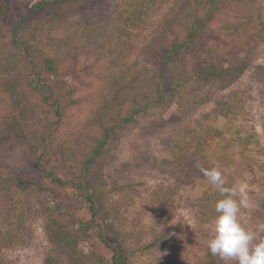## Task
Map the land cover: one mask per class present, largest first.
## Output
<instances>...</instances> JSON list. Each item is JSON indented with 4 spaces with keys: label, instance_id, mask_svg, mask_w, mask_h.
<instances>
[{
    "label": "trees",
    "instance_id": "trees-1",
    "mask_svg": "<svg viewBox=\"0 0 264 264\" xmlns=\"http://www.w3.org/2000/svg\"><path fill=\"white\" fill-rule=\"evenodd\" d=\"M261 1L175 0L164 20H159L154 38L141 48L156 12L168 0H124L104 24L95 18L98 0H0V131L10 139L3 149L17 141L23 151L19 165L7 167L0 149V264H11L8 252L23 242L16 197L24 192L46 193L59 204L60 210H55L46 200L38 209L27 200V209L46 219L49 254H54L51 263L64 264L67 259L66 264H132L137 250L133 245L143 247V238H131L120 223V205L108 202L111 186L103 172L107 160L127 128L147 117L149 124L143 128L164 135L168 153L160 162L168 185L160 184L149 195L153 216L162 217L181 189L207 180L200 169L214 167L206 162V155L222 136L215 119L234 113V94L216 99L212 113L193 122L182 107L203 104L206 99L200 88L223 84L229 72L239 76L242 65H222L217 47L208 48L212 57L217 55L215 61L201 62L205 66L190 64V59L199 43L214 33L223 36V42L241 34L247 56L264 45ZM69 8L76 17L72 22L60 16ZM61 29L59 36L55 32ZM135 55L121 81L114 82V96L92 106L103 109L93 114L85 133L72 140L64 132L66 121L73 108L88 100L84 82L77 75L72 83L62 79L61 67L68 63L76 74L81 70L78 66L100 72L101 65L118 69ZM133 69L144 84L135 98L125 94L127 87L120 84L127 77L123 74ZM173 103L180 105L183 116L164 121L161 113ZM12 108H31L36 130L26 133L22 112ZM219 169L225 186L237 185L227 164ZM221 198L209 186L200 198L188 201L199 231L214 229V205ZM83 243L90 247L89 253L81 249ZM202 264L232 262L207 250Z\"/></svg>",
    "mask_w": 264,
    "mask_h": 264
},
{
    "label": "rangeland",
    "instance_id": "rangeland-1",
    "mask_svg": "<svg viewBox=\"0 0 264 264\" xmlns=\"http://www.w3.org/2000/svg\"><path fill=\"white\" fill-rule=\"evenodd\" d=\"M174 2L175 0H168L162 9L156 12L151 31L146 33L149 34L147 39L139 44L141 48L154 38L159 20H164L166 12L169 13ZM122 3L124 0H98L94 8L99 12L97 17L95 16L97 22L104 24L113 14L115 7ZM248 11L255 15L249 7ZM60 16H64L67 22H72L76 18L71 8L66 9ZM261 18L264 21V0L261 1ZM55 33L63 35L62 29ZM240 35L225 42L223 36L216 33L209 35L207 40L199 43L197 53L190 59V64L215 61L217 54L214 53L212 57L208 48L217 47L222 65H242V69L238 71L240 75L229 72L225 75L223 84H208L201 87L200 90H203L201 96L206 101L195 109L184 106V101L181 104L184 106L182 108H186L184 112L187 118L193 122L204 114L212 113L216 99L234 94L231 95L236 106L234 113L215 119L214 125L221 131L222 136L206 155V162L218 168L227 164L229 173L237 185L245 187L250 198V207L241 209L239 221L245 228L261 235L264 233V45L247 56L242 50L243 40ZM135 58L136 55L129 57L118 69L107 70L105 65H101L100 72L78 66L81 70L76 74L75 70L70 72L68 63L61 67L62 79L72 83L77 75L78 79L84 82L83 94L88 100L80 108H73L70 111L64 127L67 136L75 140V137L85 133L93 114L103 109L92 106L98 107L103 98L109 100L114 96L116 92L114 82L121 81L123 70L130 68ZM201 65L205 66L204 63ZM128 74H123V77H127L120 84L127 87L125 94L135 98V94L144 89V84L142 79H138L135 69ZM226 85L228 88L222 91ZM179 108H181L179 104L173 103L165 109L161 113L164 121L173 116L182 117L183 111H179ZM12 109L17 113L22 112L23 128L26 133L36 130L37 121L32 117L31 108ZM148 124L146 117L140 120V124L130 125L110 154L103 169L106 181L111 186L108 187L110 190L108 202L110 204L111 200L114 205H120V223L131 234V238L135 239L138 235L143 238L144 245L140 244L143 247L138 249L137 245H133L138 251H135V256L133 254L132 264H202L208 250L207 241L213 235V229L199 231L187 204L188 201L200 198L211 184L208 179H202L193 187L181 189L174 198V204L166 208L162 217L153 216L148 208L149 195L160 184H164L165 187L168 185V175L163 173L165 169L160 165V162L168 157V153L165 151L164 135L151 134L143 128ZM8 141H10L8 134L0 131V149L5 162L9 164L7 167L18 166L23 151L17 141H11L10 145L3 149ZM155 160L160 166H155L157 165ZM20 194L22 193L17 194L16 202L20 208L19 212H22L18 214H22L21 231L24 239L8 252L11 264H54L49 261V257L54 254H49L52 247L46 219L42 215L36 216L31 213L32 211L27 209L29 207L27 200L33 206L36 205V208L40 202L45 204L48 202L51 208L60 210L59 204L54 197L46 193ZM78 216L76 213L75 217ZM89 248L87 243L81 245L84 252L89 253ZM66 262L67 259L64 264Z\"/></svg>",
    "mask_w": 264,
    "mask_h": 264
},
{
    "label": "clouds",
    "instance_id": "clouds-1",
    "mask_svg": "<svg viewBox=\"0 0 264 264\" xmlns=\"http://www.w3.org/2000/svg\"><path fill=\"white\" fill-rule=\"evenodd\" d=\"M221 199L215 202L213 235L207 241L211 255L232 264H264V236L245 228L239 221L241 209L250 207L249 195L242 185L227 187L218 167L201 168Z\"/></svg>",
    "mask_w": 264,
    "mask_h": 264
}]
</instances>
